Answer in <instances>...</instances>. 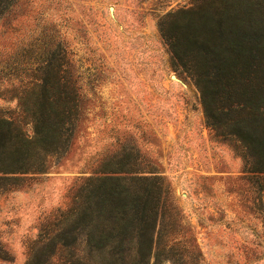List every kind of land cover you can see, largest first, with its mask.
I'll use <instances>...</instances> for the list:
<instances>
[{
    "label": "rangeland",
    "instance_id": "374dc122",
    "mask_svg": "<svg viewBox=\"0 0 264 264\" xmlns=\"http://www.w3.org/2000/svg\"><path fill=\"white\" fill-rule=\"evenodd\" d=\"M11 1L0 16L10 83L32 81L60 46L83 105L71 150L0 192V264H28L41 229L69 208L82 181L121 159L164 178V226L188 230L185 243L197 244L202 264H264V192L244 171L239 144L208 127L201 92L159 29L195 0ZM10 98L0 107L16 111ZM25 132L33 137L32 124Z\"/></svg>",
    "mask_w": 264,
    "mask_h": 264
},
{
    "label": "trees",
    "instance_id": "16d2710c",
    "mask_svg": "<svg viewBox=\"0 0 264 264\" xmlns=\"http://www.w3.org/2000/svg\"><path fill=\"white\" fill-rule=\"evenodd\" d=\"M11 6L0 0V16ZM159 29L200 90L208 127L239 144L244 171L264 192V0H195ZM59 47L32 70V81L18 85L10 83L11 64L0 62V79L8 83L0 99L17 101L16 111L0 107V192L45 173L49 157L72 148L83 100ZM133 165L105 161L85 178L69 208L41 229L28 264H202L197 244L185 243L188 230L175 222L164 226L170 214L164 178Z\"/></svg>",
    "mask_w": 264,
    "mask_h": 264
}]
</instances>
